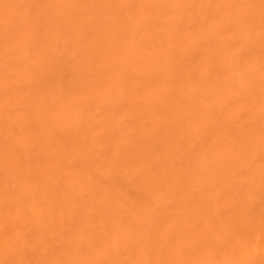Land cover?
Instances as JSON below:
<instances>
[{
  "label": "bare ground",
  "instance_id": "6f19581e",
  "mask_svg": "<svg viewBox=\"0 0 264 264\" xmlns=\"http://www.w3.org/2000/svg\"><path fill=\"white\" fill-rule=\"evenodd\" d=\"M0 264H264V0H0Z\"/></svg>",
  "mask_w": 264,
  "mask_h": 264
}]
</instances>
